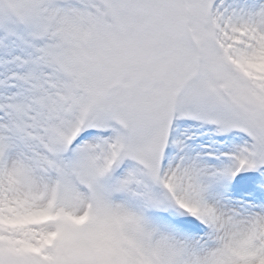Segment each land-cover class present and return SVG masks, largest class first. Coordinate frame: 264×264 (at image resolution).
<instances>
[{"label": "snow or ice", "instance_id": "1", "mask_svg": "<svg viewBox=\"0 0 264 264\" xmlns=\"http://www.w3.org/2000/svg\"><path fill=\"white\" fill-rule=\"evenodd\" d=\"M0 264H264V0H0Z\"/></svg>", "mask_w": 264, "mask_h": 264}]
</instances>
